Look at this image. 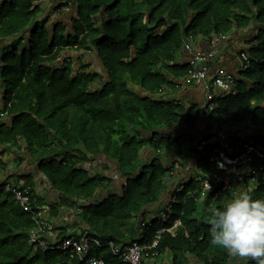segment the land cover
<instances>
[{"label": "trees", "instance_id": "16d2710c", "mask_svg": "<svg viewBox=\"0 0 264 264\" xmlns=\"http://www.w3.org/2000/svg\"><path fill=\"white\" fill-rule=\"evenodd\" d=\"M41 1L9 0L0 7L2 101L11 103L12 119L11 125L0 121V171L6 168L5 154L21 153L23 143L39 173L61 195L51 206L53 217L85 202L80 234L65 236L133 242L142 233V243L150 246L158 231L180 219L183 228L176 237L161 236L159 256L170 252L174 264H183L186 255L201 264H228L227 251L210 243L206 218L210 204L220 207L231 194L214 200L213 193L200 203L202 183L180 182L184 189L167 221L149 219L177 178L170 175L175 165L194 162L195 139L178 130H196L201 121V109L185 108L163 93L177 90L189 71L188 61L178 60L190 37H228L256 25L247 51L250 67L238 75L236 94L218 102L214 121L225 128L251 121L264 126L259 107L264 103V0H70L77 8L70 36L64 25L48 28L36 21ZM74 48L94 49L106 77L86 71L85 65L74 70L56 64L65 50ZM253 140L264 145V140ZM97 160L116 165L120 192L97 197L113 183L86 169ZM197 167V175L215 172L207 163ZM26 180L34 184L32 177ZM175 193L173 188L170 195ZM263 194L262 186L252 196ZM32 228L30 216L15 200L0 195V264H68L60 252L32 247ZM92 256L122 264L107 248H94Z\"/></svg>", "mask_w": 264, "mask_h": 264}, {"label": "built area", "instance_id": "2783aa9c", "mask_svg": "<svg viewBox=\"0 0 264 264\" xmlns=\"http://www.w3.org/2000/svg\"><path fill=\"white\" fill-rule=\"evenodd\" d=\"M64 10H68V7ZM227 38L223 34L215 35L208 40L210 48L207 51L194 50L196 39L193 37H190L185 44V51L189 53V71L182 84L188 87H203L201 120L210 121L211 126L208 134H200L194 138L192 143L194 162L189 166L185 163L186 167L176 164L175 170L170 174L177 177L173 181L176 183L174 187L176 193L170 196L166 213L162 218H158L164 222L167 221L168 214L176 204V195L184 189V185L178 187L177 181L183 175H190L189 182L196 180L202 183L200 203L213 193V199L216 200L227 193L232 195L235 188L250 189L251 194H255L262 186L264 187V145L258 146L249 140H243L240 147L233 149L225 127L214 121L219 108L218 102L236 94L235 85L238 75L224 67L227 56L220 50L221 43ZM240 58L243 62V70L249 69V56L242 52ZM10 107L11 103L5 106L0 97V121L10 118L8 110ZM197 128L198 126L195 129ZM212 140L215 142L213 143ZM204 163L214 166L215 172L203 174L200 171L197 175L196 171L199 170L197 166ZM0 195L4 200L14 199L16 204L30 216L33 223L29 233L30 245L43 252H60L67 257L68 264H105L102 258L92 256L94 248L109 249L122 264H145L146 259L159 257L156 250L164 233L176 237L178 230L183 228L182 220H177L172 228L158 231L155 241L150 246L142 243L144 240L142 233L133 242L103 243L100 239L88 235L74 238L63 234L64 228L52 216L51 207L41 202L32 185L0 182ZM84 205L85 202L74 203L73 208L66 209L79 218L83 214ZM186 237H188L187 233Z\"/></svg>", "mask_w": 264, "mask_h": 264}, {"label": "crops", "instance_id": "0c3cea01", "mask_svg": "<svg viewBox=\"0 0 264 264\" xmlns=\"http://www.w3.org/2000/svg\"><path fill=\"white\" fill-rule=\"evenodd\" d=\"M9 2V0H0V7ZM68 7V10H64V8ZM37 9L39 13L37 14V19L40 24L46 23L48 28H55L58 25H64L67 28V35L70 36L73 33L72 30V22L76 17L77 8L71 3L70 0H43L41 1ZM258 32V27L256 25L252 26L249 30L243 31H234L231 35L228 36L227 40L220 45V50L224 52L227 56V59L224 63V67L230 72L239 75L243 70V62L240 58V53H246L250 49L251 41L255 38ZM27 38L30 35L26 36ZM210 45L207 39H197L193 49L194 50H209ZM90 52V53H89ZM84 52L80 51L76 48L65 50L62 55L58 58L57 65L60 67H64L67 64H70L74 70L82 69L84 65L87 67L86 71H90V68L93 64L97 66L100 70L96 73L101 74L104 78L106 75L103 73L100 60L98 58L97 52L93 49L92 52ZM248 55V54H247ZM189 59V53L185 51L182 56H179V62L187 63ZM1 63H0V71H1ZM100 82V81H99ZM98 82V84H100ZM101 86V84H100ZM97 87H99L97 85ZM4 88L2 87V83L0 81V97L4 94ZM163 94H166L170 99L176 98L178 103H181L185 108L198 107L202 110L203 102H204V89L203 87H188L178 86V89L175 91L165 90ZM259 107L264 109V103H262ZM7 122L8 124H12V119H6L3 122ZM211 126L210 121L201 120L199 122L198 128L196 130L185 131L181 128L178 130V133H185L192 140L200 134L206 135L208 134V130ZM227 134L229 135L231 141V147H240V144L243 140H249L254 143L253 139L264 140V126H255L253 122H249L243 126H233L225 128ZM214 143L215 140H212ZM19 147L22 148V152L19 150L9 151L3 157V161L6 164V168L0 171V182H13L14 184H25L28 180V177H32L34 184L32 186L35 189L37 195H39L40 199L44 201L46 206H53L57 202L60 201L61 195L54 192L45 177L39 173L36 162L31 160L30 156L27 155L26 150L24 148V144L22 143ZM22 156V160L21 157ZM189 165L192 163L185 162ZM95 164V165H94ZM94 164L90 165L88 163L85 167L89 170V166L92 168L95 166L96 168L103 165L104 167H108L106 160H97ZM98 164V165H97ZM98 166V167H97ZM110 173L107 171L102 174L109 178L113 179V183L107 189L101 191L97 197L99 199L104 198L110 192L118 193L121 191L122 180L120 179L119 173L117 171V167L115 164H111L109 167ZM90 171V170H89ZM26 178V179H25ZM176 183L171 182L170 188L167 192H165L160 198V203L154 206L149 213V219H157L158 216L155 215V212L163 207H167L169 204L170 192L175 187ZM121 186L120 188H118ZM56 222L62 226L63 231L67 234L71 233H79L80 234V220L78 217L74 215V213L70 210L63 209L59 218H56ZM146 224V223H145ZM228 253V252H227ZM229 262L228 264H255L254 261L241 259L239 257H233L229 253ZM183 264H201L195 257L186 255L184 257ZM145 264H174L173 256L170 252H165L163 255L158 258H148L145 260Z\"/></svg>", "mask_w": 264, "mask_h": 264}, {"label": "clouds", "instance_id": "9594fccd", "mask_svg": "<svg viewBox=\"0 0 264 264\" xmlns=\"http://www.w3.org/2000/svg\"><path fill=\"white\" fill-rule=\"evenodd\" d=\"M210 243L231 256L264 264V198L235 188L220 207H208Z\"/></svg>", "mask_w": 264, "mask_h": 264}, {"label": "rangeland", "instance_id": "374dc122", "mask_svg": "<svg viewBox=\"0 0 264 264\" xmlns=\"http://www.w3.org/2000/svg\"><path fill=\"white\" fill-rule=\"evenodd\" d=\"M71 34H73V33H71ZM92 48L89 50V51H91L92 52ZM83 51V50H82ZM89 51H87V52H89ZM85 52V51H84ZM90 53V52H89ZM81 68H83V67H81ZM99 72L100 70L97 68V66L95 65V64H93L92 66H91V68H90V71L89 72ZM100 84H101V82H99ZM100 84H98L97 83V85L98 86H100ZM96 85V86H97ZM188 147H189V145H188ZM187 150H189V149H187ZM188 153H189V151H188ZM186 162H188V161H186ZM93 165L94 164V162H91L90 163V165ZM95 165V164H94ZM98 165V164H97ZM98 167V166H97ZM89 168V170H90V172L91 173H98V174H104L107 170H109V168L108 167H104L103 165H101L100 167H98V168H96L95 166H93L92 168L89 166L88 167ZM110 171V170H109ZM109 171H107L108 173H110ZM190 175L189 174H186V175H183V176H181L177 181L180 183H183V182H186V183H188L189 182V180H190ZM121 186H119L118 188H120ZM110 188H112V187H110ZM165 209H166V207L164 208H162V209H159V210H157L156 212H155V215L156 216H158V218H162L163 217V215L166 213V211H165ZM151 221V220H150Z\"/></svg>", "mask_w": 264, "mask_h": 264}]
</instances>
